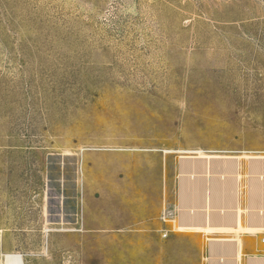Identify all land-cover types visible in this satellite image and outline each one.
<instances>
[{"label":"rangeland","instance_id":"1","mask_svg":"<svg viewBox=\"0 0 264 264\" xmlns=\"http://www.w3.org/2000/svg\"><path fill=\"white\" fill-rule=\"evenodd\" d=\"M148 145L264 157V0H0V264H126L82 164Z\"/></svg>","mask_w":264,"mask_h":264},{"label":"crops","instance_id":"2","mask_svg":"<svg viewBox=\"0 0 264 264\" xmlns=\"http://www.w3.org/2000/svg\"><path fill=\"white\" fill-rule=\"evenodd\" d=\"M140 150L139 163L110 161L99 173L83 159L92 220L82 226L108 237L111 256L123 246L126 264H264L263 156Z\"/></svg>","mask_w":264,"mask_h":264},{"label":"bare ground","instance_id":"3","mask_svg":"<svg viewBox=\"0 0 264 264\" xmlns=\"http://www.w3.org/2000/svg\"><path fill=\"white\" fill-rule=\"evenodd\" d=\"M198 153L205 154V151L203 149H198ZM21 262V259L19 256H7V264H19Z\"/></svg>","mask_w":264,"mask_h":264},{"label":"built area","instance_id":"4","mask_svg":"<svg viewBox=\"0 0 264 264\" xmlns=\"http://www.w3.org/2000/svg\"><path fill=\"white\" fill-rule=\"evenodd\" d=\"M7 256H19V258L21 259V262L19 264H25L23 255H19V254H16V255H6L5 256L6 264H7Z\"/></svg>","mask_w":264,"mask_h":264}]
</instances>
